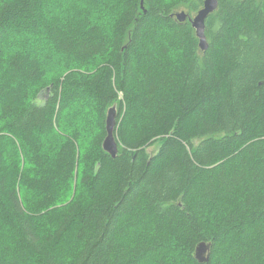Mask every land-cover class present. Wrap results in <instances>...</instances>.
<instances>
[{"label":"trees","instance_id":"1","mask_svg":"<svg viewBox=\"0 0 264 264\" xmlns=\"http://www.w3.org/2000/svg\"><path fill=\"white\" fill-rule=\"evenodd\" d=\"M204 1L0 0V264H264V0Z\"/></svg>","mask_w":264,"mask_h":264},{"label":"water","instance_id":"2","mask_svg":"<svg viewBox=\"0 0 264 264\" xmlns=\"http://www.w3.org/2000/svg\"><path fill=\"white\" fill-rule=\"evenodd\" d=\"M218 1L217 0H205L203 9L197 14L194 19H191L190 22L192 27L196 31V35L200 41L201 50H206L208 48V44L205 37V22L208 17L213 14L218 9ZM143 7V1L141 3ZM176 20L183 23L187 19V15L185 13L177 14ZM115 109H112L108 112L107 116V128L108 134L104 141V149L115 158L118 155V144L115 140L114 130L116 126L115 122ZM196 259L200 263H207L210 259V245L206 243H201L196 250Z\"/></svg>","mask_w":264,"mask_h":264},{"label":"bare ground","instance_id":"3","mask_svg":"<svg viewBox=\"0 0 264 264\" xmlns=\"http://www.w3.org/2000/svg\"><path fill=\"white\" fill-rule=\"evenodd\" d=\"M217 1L219 2V0H217ZM218 6H219V5H218ZM203 7H204V6H203ZM202 9H203V8H202ZM202 9H201V10H202ZM201 10H200V11H201ZM217 10H218V9H217ZM217 10H216V11H217ZM200 11H199V12H200ZM216 11H215V12H216ZM199 12H198V13H199ZM215 12H214V13H215ZM180 13H185V14H186L185 11L180 12ZM180 13H177V14H180ZM198 13H197V14H198ZM177 14H175V15H177ZM186 15H187V19H186V20H189V22H190L191 19H194V18L197 16V15H196L194 18H192V17L189 18L188 14H186ZM211 15H212V14H211ZM208 18H209V17H208ZM206 21H207V20H206ZM190 23H191V22H190ZM205 23H206V22H205ZM206 41H207V40H206ZM114 109H115V108H114ZM115 122H116V117H115ZM107 133H108V128H107ZM103 149H104V144H103ZM104 151H105L106 153H108L105 149H104ZM108 154H109V153H108Z\"/></svg>","mask_w":264,"mask_h":264},{"label":"rangeland","instance_id":"4","mask_svg":"<svg viewBox=\"0 0 264 264\" xmlns=\"http://www.w3.org/2000/svg\"><path fill=\"white\" fill-rule=\"evenodd\" d=\"M195 16H196V15H194L193 18H194ZM158 148H159V145H156L154 148H151V149L149 150V152H150V153H155V151H157Z\"/></svg>","mask_w":264,"mask_h":264}]
</instances>
